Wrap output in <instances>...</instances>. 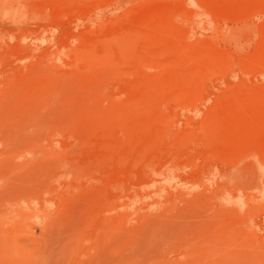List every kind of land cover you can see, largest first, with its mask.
I'll list each match as a JSON object with an SVG mask.
<instances>
[{
	"label": "rangeland",
	"instance_id": "1",
	"mask_svg": "<svg viewBox=\"0 0 264 264\" xmlns=\"http://www.w3.org/2000/svg\"><path fill=\"white\" fill-rule=\"evenodd\" d=\"M0 264H264V0H0Z\"/></svg>",
	"mask_w": 264,
	"mask_h": 264
}]
</instances>
